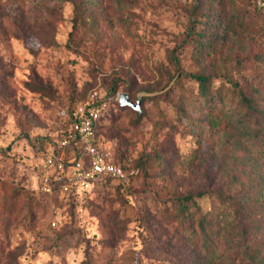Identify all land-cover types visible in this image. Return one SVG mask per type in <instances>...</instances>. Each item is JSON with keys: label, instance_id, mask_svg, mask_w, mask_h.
I'll list each match as a JSON object with an SVG mask.
<instances>
[{"label": "rangeland", "instance_id": "1", "mask_svg": "<svg viewBox=\"0 0 264 264\" xmlns=\"http://www.w3.org/2000/svg\"><path fill=\"white\" fill-rule=\"evenodd\" d=\"M190 73L222 101L206 102ZM238 90L264 109V0H0V264H193L185 213H222L213 232L243 222L222 216L232 203L215 191L229 186L262 211L251 235L217 240L234 264H252L245 243L264 264V136H232ZM88 102L122 177L75 179L71 116Z\"/></svg>", "mask_w": 264, "mask_h": 264}, {"label": "trees", "instance_id": "2", "mask_svg": "<svg viewBox=\"0 0 264 264\" xmlns=\"http://www.w3.org/2000/svg\"><path fill=\"white\" fill-rule=\"evenodd\" d=\"M76 17H78L77 13ZM76 21L77 18H74V27L76 25ZM189 75L198 82L199 94L203 99L206 100V102L213 101L216 97L222 101L223 97L219 94V92L216 93L217 95L210 93L209 76L195 73H190ZM235 94L236 95L234 97H236V110H233L230 113H226V116L230 120V122H228L227 124L232 130V136H248V138H251L252 136H264L262 126L261 124H259V120L264 116V109L254 104L252 98L247 96V94H245L242 90H238ZM232 99L234 100L233 97ZM261 172L257 173L261 176L264 183V173L263 171ZM228 191L229 192L227 194L221 191L220 189L215 191L217 196L221 197L222 199H229L232 203L231 205L233 212L231 214L227 211L223 212V218H226L227 216L232 214H234L235 216H239L240 214L241 216L244 215L242 216L244 219L243 222L241 221L242 219H239V221L234 225L230 220L227 222L225 219L222 218L226 221V223L225 225L220 226V228H218L216 232L212 231L211 224L213 219L217 220L218 216H220V214L222 213L215 212L214 209H211L206 213H185L187 206L191 203H194V195L188 194L177 198V200L179 201L178 203L181 206L179 211L182 213L184 212L185 214H189L188 217L193 218V220H191L190 226H188V230L190 232L189 241H194L197 245H199L200 248L199 251H195V256L193 257V264H215L213 261H211V255H216L217 264H234V260L230 261V254H227L226 256L224 255L226 251L228 253V251L231 249L229 239L224 238L222 236L221 240H217V237L222 233V230L223 232H225L226 230L229 231L232 228H238L242 235L247 233L251 235V232L249 231L256 227V224L255 226L254 224H248L247 218H249L252 211H262V205L258 203L259 200L251 199L250 196L252 194L249 195L248 190H245L240 196L238 194L232 193V189L230 188V186L228 188ZM204 193V191H200L196 195L202 196ZM258 194L264 196V193H262V188H260L258 192L254 195ZM182 216L184 217V215ZM244 246L245 247L242 251V254H244L249 259V261H251L252 264H255L253 261L256 259V253L253 252L252 254H250L249 245L245 243Z\"/></svg>", "mask_w": 264, "mask_h": 264}, {"label": "built area", "instance_id": "3", "mask_svg": "<svg viewBox=\"0 0 264 264\" xmlns=\"http://www.w3.org/2000/svg\"><path fill=\"white\" fill-rule=\"evenodd\" d=\"M99 121V108L89 102L72 112L71 132L84 159L72 158L69 165L73 169L75 179L82 183L90 182L97 177L124 175L121 166L113 163L96 144L95 134ZM66 144L67 140L62 141V145ZM58 166L62 169L64 164L61 162Z\"/></svg>", "mask_w": 264, "mask_h": 264}, {"label": "water", "instance_id": "4", "mask_svg": "<svg viewBox=\"0 0 264 264\" xmlns=\"http://www.w3.org/2000/svg\"><path fill=\"white\" fill-rule=\"evenodd\" d=\"M118 103L121 106H129L134 110L141 112L140 108V96H137L136 101L133 102L127 92H119L117 95Z\"/></svg>", "mask_w": 264, "mask_h": 264}]
</instances>
